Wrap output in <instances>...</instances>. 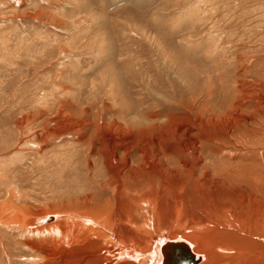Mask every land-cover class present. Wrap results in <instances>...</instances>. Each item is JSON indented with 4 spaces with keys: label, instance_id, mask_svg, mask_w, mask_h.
<instances>
[{
    "label": "rangeland",
    "instance_id": "rangeland-1",
    "mask_svg": "<svg viewBox=\"0 0 264 264\" xmlns=\"http://www.w3.org/2000/svg\"><path fill=\"white\" fill-rule=\"evenodd\" d=\"M262 83L264 0H0V264L132 263L99 222L24 225L103 209L264 264Z\"/></svg>",
    "mask_w": 264,
    "mask_h": 264
},
{
    "label": "bare ground",
    "instance_id": "bare-ground-1",
    "mask_svg": "<svg viewBox=\"0 0 264 264\" xmlns=\"http://www.w3.org/2000/svg\"><path fill=\"white\" fill-rule=\"evenodd\" d=\"M240 58H237L236 60H239ZM241 74L238 73V76H241ZM243 76V75H242ZM236 78H237V74H236ZM237 80V79H236ZM242 82V81H241ZM239 83V82H238ZM243 83H245L243 81ZM247 83V82H246ZM259 84V83H258ZM241 85V83H240ZM255 85V83H254ZM260 85V84H259ZM262 85H264L262 83ZM242 86V85H241ZM252 86V85H251ZM261 87V86H260ZM252 88V87H251ZM236 94H243L244 96H246L247 98L252 97L253 96V91H258L257 87H254L253 90L252 89H248V90H243L242 87H234ZM243 91V92H242ZM233 95V94H231ZM235 95V94H234ZM233 95V96H234ZM238 96V95H236ZM242 95H240L241 97ZM243 97V96H242ZM232 98V97H231ZM255 98V97H254ZM236 100H238L237 98H235ZM248 100V99H247ZM234 101V100H233ZM232 101V103H233ZM240 101V100H239ZM235 102V101H234ZM241 102V101H240ZM246 100H243L244 104L246 103ZM238 103V101H237ZM235 104L234 107H236L238 104ZM233 108V107H232ZM234 109V108H233ZM238 109V108H237ZM232 110V109H231ZM264 111V110H263ZM232 114V113H231ZM235 114L237 115V111H235ZM243 115V113H242ZM233 116V115H232ZM241 116V115H240ZM232 118V117H230ZM227 121V120H226ZM230 121V120H229ZM236 121V119H235ZM239 122V121H238ZM125 128V127H123ZM184 128V127H183ZM155 129L156 126H155ZM169 129V128H168ZM124 130V129H123ZM129 130V129H128ZM170 130V129H169ZM125 131V130H124ZM127 131V130H126ZM122 133V132H120ZM129 134L131 132H128ZM123 134V133H122ZM127 134V133H126ZM128 134V138L129 135ZM166 134V132H165ZM122 139L125 138L126 135H122ZM161 136V135H159ZM168 136V135H166ZM124 140V139H123ZM190 147V145L188 146ZM127 149L126 147L124 148V150ZM128 150V149H127ZM219 151V150H218ZM162 152V151H161ZM218 153V152H217ZM254 161V160H253ZM202 164V163H201ZM205 164V163H204ZM220 180V179H218ZM229 180V179H228ZM207 181V180H206ZM246 185V184H245ZM260 195V194H259ZM135 200V199H134ZM145 200V199H144ZM78 207V206H77ZM99 211V210H98ZM222 211V210H221ZM100 212V211H99ZM97 214H89L86 212H67L64 211V213H59V214H50L53 216H35V217H31L27 219V225L24 224L25 226H32V225H39V224H43V223H48V222H52L54 223L53 226H57V223H60L61 220L64 219H71L70 220V224L71 222L76 226L77 224V220H79V217L81 218V220L83 222H89L92 224H97L98 222L100 223L99 225L101 227H103L102 229L108 230L109 231V238L112 239H116L117 243H119V251L117 253L118 255V259H122V258H129L131 259L133 262L130 264H164L165 261L164 259V250L166 252H168L170 254V256H172V261L169 264H184L185 262L190 261V263L193 264H198V262L202 261H206L209 259H212L214 257L217 256H225L226 259L228 260L230 258L231 255H227V246L223 245L222 243H218L217 242V238L216 236H214V233L209 234L204 230H198V231H193L192 234L189 235H184L183 237L180 236V238H168L167 236H162V238H154L152 240H150L149 242H147V246L141 248L138 245H135L133 247H129L128 244L126 243V241H123V235L121 232L117 231V228L115 229L112 225V223H109L110 221L108 220V218L106 217L105 214V210L103 209L101 213L96 212ZM54 220V221H53ZM97 220V222H96ZM233 221V219H232ZM236 221V220H235ZM116 222V221H115ZM48 223V224H50ZM117 224V223H116ZM71 226V225H70ZM115 226V223H114ZM240 229L244 230V227L247 226V230H249V233L252 235L253 233L255 234V232L252 230V226H248V225H243L240 224ZM263 229H264V223H263ZM34 227H38V226H34ZM60 225L58 226L59 229ZM68 227V226H67ZM31 228V227H28ZM61 228H65V227H61ZM100 228V227H99ZM235 228V227H234ZM94 229V228H93ZM98 229V228H97ZM192 229V228H190ZM49 230V229H48ZM44 230L45 233L48 232H52L51 230ZM91 230V229H90ZM101 230V229H99ZM238 230V229H237ZM262 230V229H261ZM48 231V232H47ZM102 231V230H101ZM191 231V230H190ZM37 232V231H36ZM55 232H57L55 230ZM61 232V231H60ZM97 232V230L95 231ZM103 232H106L103 230ZM101 233V232H100ZM119 233V234H118ZM99 234V233H98ZM97 234V235H98ZM107 234V233H106ZM121 234V235H120ZM259 236L261 235L260 240L262 241V239H264V235L262 236V234H259V232L257 233ZM51 235V233H50ZM59 235V233H58ZM61 235V234H60ZM59 235V236H60ZM64 235V234H63ZM103 235V234H102ZM105 235V234H104ZM182 235V234H181ZM108 236V235H107ZM258 236V237H259ZM257 237V238H258ZM107 238V237H106ZM256 238V237H255ZM219 241V240H218ZM168 242H172V244H168ZM180 246L175 245L176 243H180ZM175 243V244H174ZM118 247V246H117ZM187 247V248H186ZM230 248V246H229ZM231 248L233 249V251L235 252V247L233 245H231ZM234 254V253H233ZM66 255V254H65ZM116 255V256H117ZM264 255V253H263ZM236 257V256H235ZM220 259V258H219ZM224 259V258H223ZM130 260V261H131ZM68 261V260H67ZM72 261V260H71ZM75 261V260H74ZM237 261V260H236ZM70 262V261H69ZM207 263V262H206ZM235 263V262H234ZM117 264V261L114 263ZM214 264V263H213Z\"/></svg>",
    "mask_w": 264,
    "mask_h": 264
},
{
    "label": "water",
    "instance_id": "water-1",
    "mask_svg": "<svg viewBox=\"0 0 264 264\" xmlns=\"http://www.w3.org/2000/svg\"><path fill=\"white\" fill-rule=\"evenodd\" d=\"M170 243L172 244V242H168V244H170ZM180 244H181V242L180 243H176L175 245L180 246ZM171 259H172V256H170V254L164 250V259H163L165 261L164 264H169L172 261ZM190 261L191 260L185 262L184 264H193V263H190Z\"/></svg>",
    "mask_w": 264,
    "mask_h": 264
}]
</instances>
